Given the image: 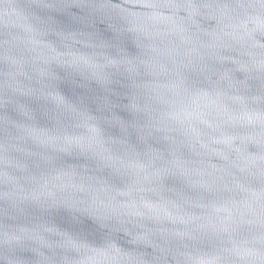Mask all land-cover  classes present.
<instances>
[{
	"label": "water",
	"instance_id": "obj_1",
	"mask_svg": "<svg viewBox=\"0 0 264 264\" xmlns=\"http://www.w3.org/2000/svg\"><path fill=\"white\" fill-rule=\"evenodd\" d=\"M0 264H264V0H0Z\"/></svg>",
	"mask_w": 264,
	"mask_h": 264
}]
</instances>
